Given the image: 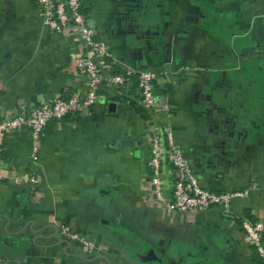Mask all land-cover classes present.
I'll return each instance as SVG.
<instances>
[{
  "label": "crops",
  "instance_id": "obj_1",
  "mask_svg": "<svg viewBox=\"0 0 264 264\" xmlns=\"http://www.w3.org/2000/svg\"><path fill=\"white\" fill-rule=\"evenodd\" d=\"M82 1L118 69L157 74V106H139L132 78L102 85L92 107L49 123L39 139L7 135L0 264H261L239 220L264 225V0ZM85 51L74 31L46 29L32 0H0V121L22 105L84 96ZM165 129L202 187L245 193L231 201L236 219L154 198L147 163L152 135ZM164 176L169 189L172 169ZM60 224L92 251L65 242Z\"/></svg>",
  "mask_w": 264,
  "mask_h": 264
},
{
  "label": "built area",
  "instance_id": "obj_2",
  "mask_svg": "<svg viewBox=\"0 0 264 264\" xmlns=\"http://www.w3.org/2000/svg\"><path fill=\"white\" fill-rule=\"evenodd\" d=\"M37 8L43 26L52 33L71 30L77 33L85 46V52L77 60L79 71L87 78V92L84 96L71 93L68 97L56 100H44L33 107L22 105L10 119L0 121V160L2 158L5 138L9 133L28 130L34 139H39L51 122L61 121L92 107L97 99V93L102 85L121 87L132 77L136 78L138 104L146 112L157 106L154 95V82L157 74L149 70L119 69L115 73L116 62L105 42L96 38V31L83 12L82 0H32ZM92 55L109 60L110 73L103 75ZM31 159L37 161L36 151L31 153ZM149 183L154 198L164 203L169 210L185 213L207 210L217 206L227 216L232 215L231 201L242 197L240 192H215L200 185L198 178L190 169L188 160L182 150L173 142L171 133L164 130L162 135H152L148 160ZM167 168L173 171L172 184L169 189L165 185L164 172ZM0 174V181H2ZM32 187L36 180L28 176L25 180ZM240 227L247 235L252 248L264 263V225L256 220L240 219ZM59 236L68 243H77L87 251H92L90 241L80 237L67 225L57 227Z\"/></svg>",
  "mask_w": 264,
  "mask_h": 264
},
{
  "label": "trees",
  "instance_id": "obj_3",
  "mask_svg": "<svg viewBox=\"0 0 264 264\" xmlns=\"http://www.w3.org/2000/svg\"><path fill=\"white\" fill-rule=\"evenodd\" d=\"M107 62H109V60H106ZM121 71L119 70V69H115V73H120ZM132 78H135V77H132ZM131 78V79H132ZM227 216V215H226ZM228 217H230L231 219H236V218H234V217H231V216H228ZM248 220H254V219H252V218H247ZM238 221V220H237ZM239 224H241V221L239 220ZM253 250H254V252L256 253V251H255V249L254 248H252ZM256 255H257V257H258V259L260 260V263L261 264H264L263 262H262V260L260 259V257L258 256V254L256 253Z\"/></svg>",
  "mask_w": 264,
  "mask_h": 264
}]
</instances>
